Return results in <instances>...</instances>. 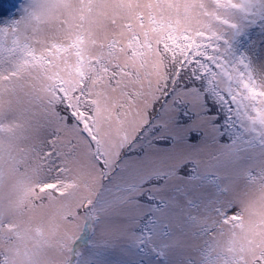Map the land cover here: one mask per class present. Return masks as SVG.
I'll return each instance as SVG.
<instances>
[{
  "label": "snow or ice",
  "instance_id": "1",
  "mask_svg": "<svg viewBox=\"0 0 264 264\" xmlns=\"http://www.w3.org/2000/svg\"><path fill=\"white\" fill-rule=\"evenodd\" d=\"M253 24L264 0H26L0 25V264H264ZM150 129L169 153L127 160Z\"/></svg>",
  "mask_w": 264,
  "mask_h": 264
},
{
  "label": "rangeland",
  "instance_id": "2",
  "mask_svg": "<svg viewBox=\"0 0 264 264\" xmlns=\"http://www.w3.org/2000/svg\"><path fill=\"white\" fill-rule=\"evenodd\" d=\"M26 3V0H0V25L11 23L13 20L18 19L21 12L22 6ZM239 48L241 51L247 52V54L252 59L253 68L256 73L259 74L264 72V29L259 24L250 25L242 34L239 39ZM157 111H159V107H157ZM8 114L0 108V117H6ZM188 120L186 122L178 121V126L182 128H188L192 125L194 121L193 116H187ZM11 128L7 123H0V151L6 150L9 147L8 137L11 133ZM199 131H191L190 133H194ZM189 135V134H188ZM189 137V136H188ZM187 137V147L190 149L199 148L203 142L204 137L200 133V138L197 141H190ZM161 138H166L159 131L149 130V139L147 142L142 141L143 147H138L133 149L130 153L126 155V159L129 161H136L142 159L143 149L147 147V143H151L153 148L158 149L159 153L166 154L170 151V146L172 144V140L169 138V145H162L158 142ZM178 150H185V146L183 143L177 145ZM253 157L259 156L258 149L252 151ZM13 183V180L10 178L7 182L6 189L8 186ZM170 259L173 264H179V260L182 259V249H174L172 253H170Z\"/></svg>",
  "mask_w": 264,
  "mask_h": 264
},
{
  "label": "trees",
  "instance_id": "3",
  "mask_svg": "<svg viewBox=\"0 0 264 264\" xmlns=\"http://www.w3.org/2000/svg\"><path fill=\"white\" fill-rule=\"evenodd\" d=\"M208 103L210 104V105H216L217 106V112H210V110H208V109H206V112H208V114H210V116L213 118V119H215L216 118V116L217 115H219L220 116V123H221V125H223L224 124V118L226 117V113L223 111V109H221L218 105H217V102L213 99V98H211V97H209L208 98ZM157 107H159V105L157 106ZM67 115V114H66ZM180 119L183 121V122H186L187 120H188V117L187 116H185V115H183L182 113H181V117H180ZM180 120V121H181ZM69 123H74V121L72 120V118L70 117V115H69ZM226 132H227V135L228 136H231L232 135V133L230 132V131H228V130H226ZM189 137V140L190 141H197L199 138H200V134H198V133H189V135H188ZM170 140H169V138H161L160 139V141L158 142L159 144H162V145H169L170 144V142H169ZM184 174V172H183V169H181V175H183Z\"/></svg>",
  "mask_w": 264,
  "mask_h": 264
}]
</instances>
